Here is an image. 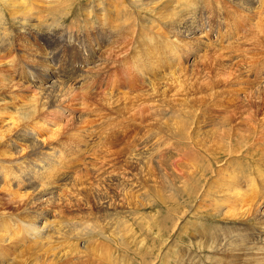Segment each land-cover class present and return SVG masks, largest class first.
<instances>
[{"label": "bare ground", "instance_id": "obj_1", "mask_svg": "<svg viewBox=\"0 0 264 264\" xmlns=\"http://www.w3.org/2000/svg\"><path fill=\"white\" fill-rule=\"evenodd\" d=\"M18 1L21 2L20 0H10L13 4ZM35 1L36 0H27L28 5L32 7ZM219 1L220 0H205L204 2L206 4L211 2L216 6L219 5ZM263 1L264 0H226L227 4L233 5L232 8L234 10L228 9L224 16V21L228 22V28H225L223 33H226L229 39L232 38L238 31L234 24L236 22H234V19H236L235 16H241L243 19H249L251 16L253 17V14H255L253 11L257 7L255 3H263ZM37 2L40 3L41 1ZM172 3H175V5L169 7L170 5L172 6ZM195 3L196 0H88L86 8H84L85 18L86 16L88 18L92 15L99 21V25L93 26L90 24L89 20H86V22L82 21L84 22V26H88L92 33L96 35L92 38V41L95 43L94 45L91 44L90 48L82 46L80 50L81 55L84 56L85 52H87V48H89V52H92L93 56L91 59L83 57V60H89V62L96 61L97 64L90 68L87 66L89 62L82 61L77 68H64L65 70L62 68L61 60L59 61L61 54H57V52H61L59 45L61 43L74 44V41H78V43L82 42L86 39L87 35L79 36L76 33V36L73 30L74 24L68 25L67 28H63L59 30V32L56 29L58 27L52 29L50 28L51 26H48L50 23L44 20L40 21L38 18L36 19L38 23L34 24V18L29 16L30 12L21 8V11L18 10L15 14L16 17H19L20 24L18 22L16 26L15 24L12 26L17 27V30L23 31V22L30 23V29L34 28L35 31H38V33L35 34L44 37L47 36L51 41L54 40L56 44V47H52L47 54L49 60L55 61L53 66L54 69L50 70L43 67L45 71L40 79L42 82L38 81L39 84L38 86L36 85L38 87L37 91L33 90V92L20 89L22 75L20 74L19 77H17L14 70L3 61V56L9 54L13 56L18 65H20L18 58H16V49H11L13 43H15L13 36L15 34L12 35L11 33L12 28L9 30L3 25L0 27V31H5L0 34H2L3 37L8 35L6 41H9V46L4 45V47H6L3 49L5 53L0 56V72H3V74H0V191L10 194L13 193L12 191L18 193L17 190L21 192L18 193L19 195L15 196L17 199L14 197L16 199V206H14L16 210L14 211H16V213L12 211V213L10 211H0V216L5 217H0V264H9L10 256L7 255V249L14 246L16 247L19 235L21 236L22 234H25L22 242L27 239L35 240L34 242H36L37 245H24V247H28L27 249L25 248L28 256L20 262L17 261L18 264H61V257H63L67 251L68 253L70 251L72 252L71 255L69 253L72 257H80L78 260L75 259V261L77 260L76 262H80L81 264H85L87 261L92 262L88 254V249L83 247V249L79 250L78 244L80 245L83 242L90 243L96 237L106 239L107 237H102L105 231V225L102 224V220L107 218L111 211L114 212L118 207H122L123 203L129 205L131 200L136 198L131 194L134 190H138L140 187H152L150 185L151 183L149 184V181L154 182L153 178L150 179L152 172L146 174L143 171V167L148 166L149 159L146 158L147 154L157 153V150H159L158 148L161 150V146L164 150L160 152L166 151V153L168 151H173V154H179V151L187 152L191 147L196 151L190 152V158L194 161L196 160V163L194 167L193 165L188 167L189 169L186 171L183 180H180V177L175 174L176 171L169 164H167L168 167L166 166V168L158 171V174L161 172L162 176H169V181L172 180L176 186L178 185V187L175 186L177 192L181 191L183 188H188V180L193 181L191 187L195 189L197 193H201L200 198L205 196L207 189L209 190V188L217 187L219 189L218 192L222 193L220 196L224 200L230 198L228 201L230 205L226 206H230L231 209L223 216H230L233 219L238 217L237 219L242 222L246 220L247 216H255L264 221V192L262 193L261 201L253 198L254 206L252 209L248 207L243 208L244 205L242 204L243 197L249 193V189L243 187L241 183H247L252 186V189L253 187L257 188L261 186L264 190V90L262 88L263 84H260L258 76H256L257 79L252 80L249 76H247V78L245 72L242 71L240 66L241 58L239 57L243 55H241V53L238 55L239 52L235 54V52L230 51L229 56L223 57L218 53V55L215 56L217 58L211 60L216 67L215 69L212 68V71L206 73L207 75L204 76V79L202 78L203 83H201L198 88L193 87V84L186 85L187 87L190 85L192 86L191 88L197 89V94L200 93V105H198V108H195V106L191 104L189 107L185 108V103L188 102L187 99L190 97V95H188V97L186 96L187 90L191 89L190 86L188 88L183 86L185 83L183 75L185 73L182 77L175 74L162 77L160 85L155 82L154 78L151 79L152 76L164 75L163 73L166 70L179 66L182 63L185 64L184 67L188 66V63L190 61L192 62L191 57L195 51L201 48V45L204 46L210 39L209 37L208 40L204 38L201 35L203 30L200 31L198 25L191 22V20H196V18L191 17L188 9L193 7ZM143 6H150L151 9H149L151 11L148 12L152 13L155 10V14L159 15L157 17L151 16V20L150 17H140L137 13V8L140 9ZM215 8L218 10L219 6ZM203 17H208V15L205 14ZM257 20L254 22L256 25L258 23L256 22ZM239 21L237 22L239 23ZM93 23L95 22L93 21ZM103 23L107 24L106 27L104 25L102 26ZM205 23L207 22L204 21L201 24ZM259 23L263 24L262 22ZM259 23L258 26H260ZM125 26H130V31L128 28H123ZM162 26H164L163 31L165 30L164 32H166V34L159 32ZM258 28L257 30L261 32L260 27ZM111 30L117 33L118 39H114L110 34ZM126 30L128 31L125 33ZM63 31L67 32V37L61 40L60 34ZM206 31L207 35L210 31L209 29ZM7 32L9 33L7 34ZM130 32L132 34L129 35ZM221 33L219 30H216V35L213 37L217 38ZM263 33L262 31V34ZM30 35L33 34L31 33ZM137 35V45H134L132 49L129 48L130 44L133 43L131 42L132 38L137 37ZM209 36L211 37V35ZM19 39H21V37H19ZM263 39V37L260 38L259 36V45ZM255 41L257 40L255 39ZM3 43L4 41H2V44ZM115 43H118V45H115ZM94 47L99 48L97 53L93 51ZM107 48L110 50L109 53L106 52ZM127 52L130 54H127ZM247 52L248 51H246V53ZM244 53L245 52H243V54ZM246 53L245 55L252 58V60L253 57L256 56V53ZM39 55H41V53L38 54V56ZM259 57H261V55ZM123 58L124 61L122 60ZM119 60L122 61L121 66L125 67L124 63H128L131 65V71H136L139 75L144 76L147 80L149 90H141L140 93H138L141 97L137 94L139 100H141L140 102H138V100L135 101V99L132 100V98L128 97L130 95H124L125 92L121 93V96L116 97L115 94L112 93V88L117 83L113 85L114 80H109V82H106L109 86L105 100L103 101L104 105L108 107L107 110H110V112L113 110L114 113H124V116H122L123 118L131 116V118L133 117V121L138 118L139 120L137 122L139 124L144 123L148 125L146 126L149 127L148 131L142 134L144 137L142 142H144L148 136H150V140L147 139L148 141L146 140V143L141 144L139 142L140 145L137 144L139 146L132 145L131 148L126 150V153L123 151L126 155L129 152V155H127V162L129 164L127 165V163H124L123 165L137 168L130 169L135 170V172H121L117 175L116 173L118 170L116 169V165L110 161L105 164L109 169L102 166V161L101 165H94L97 163L98 159L96 162L92 163L94 165H91L92 168L83 167L78 156L86 151V147H88L87 145L90 143L87 141L88 135H84L85 133L82 134V132L79 131L80 129H76L77 126L71 125L72 123L62 126V121L68 117L73 118V121L75 118H77V120L78 118L80 119V114H75L76 104L73 102L79 99L78 89L81 88L79 85L88 81V78H90V80H95L101 70L108 69L109 66L111 68L114 62H120ZM42 61L46 62V59L43 58ZM47 64L51 65V61ZM262 66H264V62ZM179 68H181V66H179ZM10 70H12L13 73H11ZM59 71H62V74ZM82 71L85 72V74L82 75ZM188 71H190V69H188ZM175 72L177 71L175 70ZM187 74L184 76L189 77L193 75L191 73L189 75L188 72ZM203 74L205 75V73ZM34 75V72H29V76H26V80L29 81ZM25 82L26 81H24V83ZM226 85H228V88L223 89ZM189 92L190 94L192 92L193 95H197L196 93L194 94L192 89ZM242 92L247 95H243ZM237 94L239 96L242 94V100L238 103L235 102L239 98ZM222 96L226 98L224 102L227 100V104L221 103L223 102L221 99ZM252 97L257 99V104L252 101ZM145 100L147 101L145 102ZM151 100H153L154 103H148V101L151 102ZM196 100L198 101V99ZM214 101H217V103L219 102L221 106H223V108H221L222 112L216 113V108H207V106L211 105L210 102ZM158 103L163 104L171 110L167 117L163 115L160 117L161 114L159 113V108H157L159 106H156ZM252 103L255 104L253 105ZM187 104H189V102ZM256 105L258 109L257 107L255 108ZM216 106H218V104ZM253 106L254 110L251 111L250 119L248 118L249 114H247V116L245 114L246 111L251 110ZM134 107L137 108L135 111H133ZM166 107L164 108L166 109ZM231 107H233V114L229 115L227 113L231 111H229L228 108ZM110 112L108 111V113ZM260 112L263 115H259L261 117L260 119L254 117ZM128 113L130 115H128ZM109 115L111 116V114ZM109 115L108 121L113 123L112 120L115 119V117L113 116L114 118H112ZM145 116L154 120L150 119L147 121L145 120ZM150 124L152 125L151 127L149 126ZM64 129H67L66 135L68 139L66 140L61 137ZM249 130L250 132L252 131V135L250 133L245 134V136L242 135L244 131L248 132ZM115 131L119 132L120 135H123L125 132L123 126L120 130ZM115 131L111 132L114 134ZM202 133L215 141L217 146L211 151L207 150L206 144H201L202 147H200L199 143L195 140L196 137ZM236 135H240L238 140L235 139ZM234 140L239 141V144H236ZM179 141L181 144H178ZM169 143L174 144L173 146L175 147H170L171 144L169 145ZM246 143H248V147L245 151L246 154L252 153L254 155L253 152H255L258 155L257 160H251L253 163H250L251 166H253L252 168L250 167L253 171H251L250 168L245 170V163L243 164L240 159H238V156L235 157V154H239V152L244 153L241 151V148L245 146ZM167 147L169 149H167ZM201 151L203 153H201ZM96 152L97 151H95V153ZM110 153L111 152L107 151L104 152L103 155L99 153L95 156L105 161L108 160L106 157L110 155ZM223 156H229V166H235L231 170L228 178L222 175L220 171L214 170L217 164L214 158L217 159ZM108 158L110 159V157ZM199 163H201V166L206 171L205 178L202 180L201 185L199 184L200 179L196 178L197 170L201 167H199ZM126 167L124 169H127ZM124 169L121 170L125 171ZM236 169L239 170L238 172H240V175L238 172L236 174L234 171ZM115 170H117L116 173ZM121 170H119V172ZM245 171H248L250 175ZM131 172L133 173L131 174ZM210 174H212L211 180L206 184L207 187L203 189V187L206 186V180L210 178ZM99 179L102 180V184H99L100 186L97 185V180ZM184 179L188 180L186 181ZM55 180L61 183L57 184L58 181L55 183ZM220 180L223 181L222 184H219ZM113 181H116L115 184L117 185L118 183L120 189L123 191L129 186L131 193H127L129 192L127 189L123 192L121 190L118 191V187L116 189L113 188ZM254 184H257V187L254 186ZM29 188H31V191L25 190ZM225 203H227V200H225ZM50 205L56 207L54 212L49 209L48 206ZM189 205L190 204L185 206V210ZM70 209L74 210L75 213L73 212L74 214L67 215ZM52 214H57V216H53ZM7 217H12V219L10 220ZM50 217L54 220L48 221ZM190 218L191 216L187 218L179 232L183 230ZM177 219H175V221ZM175 221L172 222L170 230L174 223H176ZM109 237V240H111L112 237L116 243L118 242L117 240H119L117 235L113 232L109 234ZM174 242L172 250H174ZM120 246L121 245H119V247ZM104 249L108 250V248ZM166 253L163 254L160 264H165L166 259L164 258ZM179 254L180 252H178V249H175L169 264H181L182 257ZM102 257L104 258V255H102ZM73 261L74 259L70 262ZM76 262L75 264H77Z\"/></svg>", "mask_w": 264, "mask_h": 264}, {"label": "rangeland", "instance_id": "obj_2", "mask_svg": "<svg viewBox=\"0 0 264 264\" xmlns=\"http://www.w3.org/2000/svg\"><path fill=\"white\" fill-rule=\"evenodd\" d=\"M20 1L22 3L18 1L17 3L13 4L10 2V0L9 2L8 0H0V27H2L3 25L7 27V29L9 30L12 28L11 33L12 35L15 34L13 35L15 43H13V47H11V49L12 50L16 49V58H18L20 65H18V63L16 62V59L13 58V56L9 54L4 55L2 59H4L3 61L5 62V64L7 63L6 65H8L11 69L14 70V73L17 77H19L20 74L22 75L21 82L23 85L22 84L20 85V89H25L26 91L33 92V90L37 91V88H38L37 86L39 84L38 81L42 82V80L40 79L43 76V73L45 71L44 68H48L50 70L54 69L53 66H54L55 61L49 60L47 57V54H48V51L52 49V47H56V44L54 43L55 42L54 40L51 41L49 38H47V36L44 37L42 35L35 34V33H38V31H35L34 28L30 29L31 28L29 27L31 26L30 23L23 22L24 25L22 26L24 27V30L23 31L19 29L17 30V27L15 26L18 24V22L20 24V19L19 17L15 16L16 11L18 10L21 11V8L28 10L30 12V13L28 12L29 16L34 18V24L38 23V21H36V19L38 18L40 21L44 20L45 22L50 23V25L48 26L49 27L51 26L50 28L52 29L58 27L56 28L58 32L59 30L63 28H67L68 25L74 24L73 25L74 34L77 33L79 36H82L85 34L87 35L86 39L82 42L78 43V41H74L73 42L74 44L61 43L59 45L61 48L60 50L61 52H57V54H61L59 61L61 60L60 62L62 64L63 69L64 68L66 69L77 68L82 63V61H85L83 60L84 59L83 57L87 59H91L93 54L92 52H89L90 50L89 48L91 44L92 45L95 44L94 41H92V38L95 37L96 34L92 33L91 29L88 28V26L85 27L84 22L82 21L86 22V20H89L90 24L93 26L99 25L98 24L99 21L96 18H94L92 15L89 16L91 18L89 17L87 18V16L85 18L84 8H86L88 0H68V1L67 0H36L34 2L35 4L33 5L34 9L32 6L28 5L27 0H20ZM37 1H41V2L39 3ZM204 1L205 0H196L195 5L189 8L188 10L190 11L191 17L196 18V20H191V22H194L195 24H197L198 28H200V31L203 30V33L205 32L204 35L203 33L201 34L204 38H206L207 40L209 38L210 39L206 42V44H204V46L201 45L200 46L201 48L195 51V53L191 57L192 62L190 61L191 63L190 62L188 63V66H186L187 68L184 67L185 64L182 63L181 65H179L181 66V68H179V66L173 67L174 69L171 68L169 70H166L165 71L166 73L165 72L163 73L164 75L160 74L159 76H156V77L152 76L151 79L154 78L155 82L158 83V85H160L161 84L160 81L162 80V77H168L169 75H174V74L179 77H182L184 73H185L184 75H186L188 72L189 75L190 73L193 75L192 76L190 75L189 77H186L183 75V78L185 79V83L183 86L187 87L186 85L193 84L192 85L193 87L198 88V86L201 83H203L202 78L204 79V76L207 75L206 73L212 71L211 69L212 68L215 69L216 67L213 65L211 60L213 58H217L215 56H217L218 53H220V55L223 57L224 56L227 57L229 56L230 54L229 52L231 51V52H235V54L239 52L238 55H240L241 53V55L244 56V57L243 56L239 57L241 59L244 58L243 60L240 59V66H241L242 71L245 72L246 77L249 76V78L252 80L257 79L256 76H258L260 84H263L262 88L264 90V66H262V63L264 62L263 61L264 60V54H263L264 53V39L261 41L260 45L258 43L259 36L260 38L261 37L264 38V35H263L264 33L262 34V31L264 32V1L263 3L262 2L255 3V5L257 6L254 9L255 12L253 11V13L255 14L252 13L254 16L253 17L251 16V18H249L250 21L251 20L253 21L250 22L249 19H243L241 18V16L238 17V15L235 16L236 19H234V22L235 21L236 22L234 24L236 25L235 26L236 30H238L236 33L238 34L235 33L233 37L230 39L226 35V33H223L224 29L228 28L227 27L228 22L224 21V16L226 12L228 11V9H231V10L233 9L232 8L233 5H230L229 3L227 4L226 0H220L219 5H216V6H219V9L217 10L215 8L216 6L213 5L211 2L207 3L209 4L207 5ZM254 1H257V0H254ZM173 5H175V3H172V6L170 5L169 7H173ZM149 8L151 9L150 6L149 7L143 6L140 9L137 8L138 15L140 17L141 16L150 17V20H151V16L157 17L159 15V14H155V10L154 12L149 13L148 11H151ZM205 14H207L208 17H203ZM255 20H257L256 22L258 23L262 22L263 24L259 23L260 26H258V23L257 25L256 23H254ZM93 21L95 23H93ZM204 21L207 23L201 24ZM237 21H239V23ZM250 23L252 24V26ZM13 24H15L14 27L12 26ZM103 25L106 27L107 24L103 23L102 26ZM258 27H260L261 32H259L260 30H257ZM123 28H128V30L130 31V26H125ZM163 28L164 26H162L159 32H162V34H166V32H164L165 30L163 31ZM208 29L210 32H208L206 35V32H207L206 30ZM128 30H126L125 33ZM154 30L156 31L157 29H154ZM216 30H219L220 33L222 32L220 36L217 38L213 37L216 35ZM2 32H5V31L3 30L0 31V33ZM8 33L9 32H7V34ZM31 33L33 35H30ZM110 34L114 37V39H118L117 33H115L114 30H111ZM130 34L132 33L130 32L129 35ZM60 35H61V40L66 39L67 32L63 31ZM209 35H211V37ZM256 35H257V38H256ZM19 37H21V39H19ZM7 38H8V35L6 37H3L2 34H0V56L3 53H5V51H3V49L6 48L4 47V45L9 46V41H6ZM136 38H138V35L137 37L132 38L131 42L133 43L130 44L129 48L132 49L134 45H137ZM255 39L257 41H255ZM2 41H4L3 44H2ZM115 45H118V43H115ZM256 45L257 46L259 45V46L257 47ZM82 46L89 47L87 48L86 50L87 52H85L84 56L81 55L80 48H82ZM39 51L41 55L38 56V54H40ZM93 51L97 53V51H99V48L94 47ZM246 51H248L247 53H253L255 51L254 53H256L255 54L256 56L253 55L254 56L253 60L252 58H249L247 57V55H245ZM106 52L107 53L110 52L109 48L106 49ZM243 52L245 53L243 54ZM33 53H34V57H33ZM127 54H130V53L127 52ZM260 55L261 57H259ZM43 58L46 59L47 63H50L51 61V65H48L45 61H42ZM122 60L124 61V58ZM119 61L120 62H117V61L114 62V65L111 66V68L109 66L108 69H104L103 71L101 70L99 72V75H97L96 78L94 77L95 80L94 79L90 80V78H88V81H85L83 84L79 85L81 87L78 89L79 99L77 98L78 101L75 100L73 102L76 104L75 114L76 115L80 114V119L78 118L77 120V118H75L73 121V118L68 117L66 119H63L62 121V126L72 123L71 125L77 126L76 129L77 130L80 129L79 131H81L82 134L85 133L84 135L86 136L88 135L87 141L90 143L87 145L88 147H86V151L80 156H78L79 161L82 162L83 167L86 166L87 168L89 167L92 168L91 166L93 165L92 163L96 162L98 159V161L100 160L99 163L97 161V163H95L94 165H98V164L101 165L103 162L102 166H105L106 169H109V167H107L105 164H107L110 161L116 165V169L118 171L115 170V173L117 171L116 173L117 175L120 174L121 172H130V171L135 172V170H130V169H135L137 167L135 168L126 167L129 164L127 162L128 160L127 155H129V152L126 155L125 154L126 150L131 148L132 145L139 144V142L141 144V143H146L148 140H150V136H148L147 138L148 140L146 139L147 141L145 140L144 142H142L144 138L142 134L143 132L148 131L149 127H146L148 125H145L144 123L143 124L140 123L142 125L141 126L137 122L139 119L137 118V120L134 119L135 121H133L132 119L133 117L131 118V116H127L123 118L122 116H124L123 115L124 113H119V114L117 112L114 113L113 110H111L110 112V110H107L108 107L104 105L103 101L105 100V97L107 94L106 92H108V86H109V84H107L106 82H109V80H114L113 85L117 83L116 84L117 86L115 85L112 88V93L115 94L116 97L121 96V93L125 92L124 95L126 96L130 95L128 97L132 98V100L135 99V101L138 100V102H140L141 100H139V97H138L140 95L138 93H140L141 90L142 91L146 89L147 91L149 90L147 80L145 79L144 76L139 75L136 71H131L132 70L131 65L128 63H124L125 67L121 66L122 61L121 60ZM85 62H89V60H86ZM95 64H97V62L92 61V62H89L87 66L92 68ZM188 69H190V71H188ZM175 70L178 73L175 72ZM10 71L11 73H13L12 70ZM29 72H34L35 75L34 77L30 78V80L28 81L26 80L27 79L26 76H29ZM59 72L61 73L62 71H59ZM203 73H205V75ZM0 74H3V72L2 73L0 72ZM81 74L83 75L85 74V72L82 71ZM24 81L26 82L24 83ZM197 81H198V84H197ZM192 86H190V88ZM227 86L228 85H226L225 88L223 89L228 88ZM195 88H191V89L194 92V94L195 93L197 94V89ZM191 89L187 90L186 96L188 97V95H190V97H188V99L189 98L190 99L189 100L187 99L189 104H187L188 102L185 103V108L189 107L190 104L192 106H195V108H198V105H200L199 99L201 95L199 97L200 93L197 95H193L192 92H191L192 94L191 95L189 92L191 91ZM243 93L244 92H242V94ZM242 94H240L241 96L237 94L239 98L235 101L236 103L242 100ZM243 95H247V94H243ZM194 97H195V100H194ZM196 99H198V101ZM221 99L223 101L221 103L227 104L226 103L227 100L224 102V99H226L224 96H222ZM146 101L147 100H145V102ZM252 101L257 104V99L255 97H252ZM152 102L154 103L153 100H151V102L148 101V103H151V104ZM214 102H210L211 103L210 106L206 105L207 108H210V109L216 108L217 110L216 113L222 112L221 108H223V106H221L219 102L217 103V101H214ZM196 103H199V104H196ZM217 104L218 106H216ZM229 105H230V102H229ZM156 106H159L157 108H159V111H160L159 113L161 114L160 117H162V115L164 117H167L168 114L171 112V110L168 107L164 106L161 103L160 104L158 103V105L156 104ZM135 107L133 108V111L137 109ZM164 107H166V109ZM256 107L258 109L257 105L255 106V108ZM232 109L233 107L228 108V110L231 111L232 113L231 112H228V113L226 112V113L229 115H232L233 114ZM252 110H254V106L252 107L251 110H249L250 113L249 111H246L245 115L247 116V114H249L248 118H250ZM108 111L110 113H108ZM109 114H111V116ZM108 115L112 118L115 117L116 120L113 119L112 120L113 123L108 121ZM128 115L130 114L128 113ZM259 115L263 116L260 112L258 115L254 117H256L257 119L258 118L260 119L261 117ZM145 117H146L145 120L147 121L151 119L150 117H147V116ZM151 120H154V119H151ZM122 126L125 132L123 135L122 134L120 135L119 132L115 130H120ZM149 126L151 127L152 125L150 124ZM111 131L113 132L115 131L116 134L115 133L113 134ZM109 132L112 134H110ZM243 133L244 134L242 135L245 136V134L247 133L251 134L252 131L251 132L250 130L248 132L244 131ZM66 134H67V129H64L61 135L62 139L64 140L68 139V136ZM239 137L240 135L238 136L236 135L235 139L238 140ZM195 140L199 143L200 147H202L201 144H206L207 150L209 151H211L213 148H215V146H217L213 139L206 137L205 134L203 133L199 134ZM171 142H174V141H171ZM179 142L178 144H181V142L180 143ZM234 142H236V144H239V141L234 140ZM169 145L172 148L175 147L173 146L174 144L172 143H169ZM168 147L167 149H169ZM247 147H248V143H246L245 146L242 147L243 150L241 148V151H243L244 153L239 152V154H235V157L238 156V159H240V161L243 164L245 163L246 165V168L244 167L245 170L250 167L252 168L253 166H251V164L253 162L251 160H257L258 158V155L255 152H253L254 155L252 153L246 154L245 151ZM158 149L159 150H157L158 151L157 153L150 154V155L147 154L146 158L149 159L148 166L143 167L144 169L143 171L146 174H148L149 172H152L153 177L151 176L150 179L153 178L156 184L153 181L152 182L149 181V184L151 183L150 185L152 186L151 188L148 186L140 187L138 190H134L132 193H131V190H129L130 188L129 186L125 188V190L127 189V191H129V192L126 191L127 193H131L136 198L133 197L135 198L133 200L130 197L132 200L129 205L123 203L122 207L120 206L116 209V211L118 212L111 211L112 213L111 212L109 213L110 216L108 215L107 218L102 220V224L105 225L104 226L105 231H104V235L102 234V237H107V238L103 239L100 237H96L90 243L83 242L80 245L78 244L79 250L83 249V247L88 249L89 257H91L92 259V262L87 261L85 262V264H152V263L160 264V260L163 257V254L166 253L167 251L168 252L166 253L164 259H166L165 264L166 263L169 264L170 258L172 257V254L174 253L175 249L176 250L178 249V252H180L179 255H181L182 257L181 264H264V260H263L264 259V243H263L264 242V221L260 220L259 217L247 216L246 220H243L244 222L243 223L241 220L237 219L238 217L233 219L230 216H223L227 211L231 209L230 206H226V205H230V202H228L230 198L225 199L227 200V203H225V200L220 196L222 195V193L218 192L219 189L217 187L209 188V190L207 189L205 192V196L200 198L201 193L199 192L197 193L195 189L191 187L193 185V181L184 179L186 181L188 180L189 182L188 188L186 189L183 188L181 191L177 192L175 190L176 184L174 183V181L172 180L169 181V176H162L161 172L158 174V171L166 168L167 164H169L176 171L175 174L180 177V180H183V177L185 176L186 171H188L189 169L188 167H190L191 165H193L194 167V164L196 163V160L194 161L192 158H190V152H196V151L195 149L191 147V149L187 152L179 151L180 152L179 154L178 153L173 154V151H168L167 153L166 151L160 152L164 150L162 146H161V150L160 148ZM94 150L97 151L96 152L97 154L95 153ZM107 151L111 152L110 153L111 156L108 155L106 157V159L108 160H105V161L107 162L103 161L102 158H98L97 156H95V155H98L99 153L100 155H103L104 152H107ZM201 153L203 152L201 151ZM93 154L95 157L93 156ZM108 157H110V159ZM229 158H230L229 156L218 157L217 159L214 158L217 163L215 165L214 170L216 169L220 171L222 175H224L226 178H228L231 170L233 169V167H235V166H229ZM124 163L125 164L127 163V165H123ZM117 165H118V168H117ZM198 165L200 167L201 163H199ZM119 166L120 167L125 166L127 169H124L125 167L120 168ZM251 168L250 170L253 171ZM121 169H124L125 171ZM119 170L121 171L119 172ZM234 171L237 174L239 170L236 169ZM133 172H131V174ZM205 174H206V171L201 166L197 170V173H196V178L200 179V182H199L200 185L202 184V180L205 178ZM238 174L240 175V172H238ZM248 175H250L249 172H248ZM211 176L212 174H210V178L206 180L205 185L211 180ZM156 179H157V182H156ZM57 181L55 180V183ZM97 181H98L97 185L102 184V180L99 179ZM115 182L116 181L112 182L113 188L116 189L118 187L117 188L118 191L121 190L120 185L118 183L116 185ZM58 183H61V182L58 181L57 184ZM177 183L180 184L179 182ZM222 183L223 181L220 180L219 184H222ZM241 184L243 187H247V189H249V193H247L243 197V201H242V204L244 205L243 208L248 207L252 209L254 206L253 205L254 199H258L261 201L262 193L264 192V190L262 189L261 186L257 187V184L256 185L254 184V186H256L257 188L253 187V189L251 188L252 186L248 185L245 182ZM176 187H178V185ZM206 187L207 185L204 186L203 189H205ZM25 190L31 191V188L25 189ZM125 190L124 191L121 190V191L125 192ZM12 192L13 193L10 194L7 192L0 191V211L4 210V211H10V212L12 211L16 213V211H14L16 210L14 206H16L15 204H16L17 197L15 196L19 195L18 193H21V192L19 190H17L18 193H16L15 191H12ZM188 204L190 205L185 210V206H187ZM222 204H225V205H222ZM48 207L53 212L56 210V207L54 205H50ZM73 212L74 210L70 209L67 215L74 214L75 212L74 213ZM52 215L57 216V214H52ZM190 216L191 218L189 219L188 223L184 226L183 230L179 232L181 226L185 223L187 218H189ZM0 217H4V216H0ZM7 218L10 220L12 219V217H7ZM175 219L177 220L175 221ZM52 220H54L52 217L48 219V221H52ZM173 221H175L176 223H174L172 229L170 230V227ZM111 232L115 233L120 241L117 240L118 242L116 243V241H114L112 237H111V240H109L110 239L109 234H111ZM24 236L25 234H22L21 236L19 235L18 242H16L17 243L16 247L14 246L12 248L7 249L8 250L7 255L10 256L9 264H18L17 261L20 262L26 256H28V253L25 251L28 247L27 246L24 247V245H34V246L37 245L36 242H34L35 240L27 239L26 241L22 242V240H24ZM173 242H174V250H172ZM119 245L121 246L119 247ZM104 248H108V250ZM69 253L70 255L72 254L71 251ZM69 253L67 251L66 253L67 256L66 254H64L65 256L63 255V257H61L62 255L60 256L61 262H62L61 264H65V263L75 264V262L78 259H80V257L70 256ZM102 255H104V258L102 257ZM65 258H66V262H65ZM71 258L74 259L73 261L74 263L70 262L73 260ZM67 259H69L70 261ZM75 259L77 260L75 261ZM76 263L79 264L80 262H76Z\"/></svg>", "mask_w": 264, "mask_h": 264}]
</instances>
